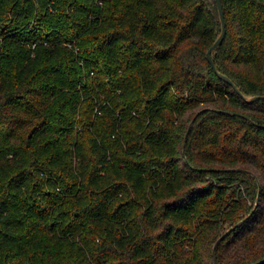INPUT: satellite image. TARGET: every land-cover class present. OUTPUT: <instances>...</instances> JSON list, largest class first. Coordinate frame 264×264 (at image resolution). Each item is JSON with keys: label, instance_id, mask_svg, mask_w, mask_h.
<instances>
[{"label": "trees", "instance_id": "obj_1", "mask_svg": "<svg viewBox=\"0 0 264 264\" xmlns=\"http://www.w3.org/2000/svg\"><path fill=\"white\" fill-rule=\"evenodd\" d=\"M221 2L215 67L264 95V0ZM220 30L215 0H0V264H264V98Z\"/></svg>", "mask_w": 264, "mask_h": 264}, {"label": "water", "instance_id": "obj_2", "mask_svg": "<svg viewBox=\"0 0 264 264\" xmlns=\"http://www.w3.org/2000/svg\"><path fill=\"white\" fill-rule=\"evenodd\" d=\"M216 1V5H217V8H218V12H219V17H220V21H221V30H220V33L219 35L217 36V38L214 40V42L212 43V45L209 47V49L207 50V59L208 61L210 62V64L212 65V67L214 68V70L216 71V73L223 79H225L226 81H228L230 84H232L234 86V88L237 90L238 93H240V95H242V97L247 100V101H253L255 99H258V98H264V95H251V96H246V95H243L239 89L235 86V84L233 83V81L228 78L226 75L222 74L221 72H218L216 67H215V64H214V61L212 59V51L222 42L223 38H224V35H225V31H226V22H225V18H224V12H223V8H222V2L221 0H215ZM194 121V118L191 120V122L189 123L188 125V128H187V131L185 133V138H184V142L186 140V137L188 135V132L190 130V127L192 125Z\"/></svg>", "mask_w": 264, "mask_h": 264}]
</instances>
